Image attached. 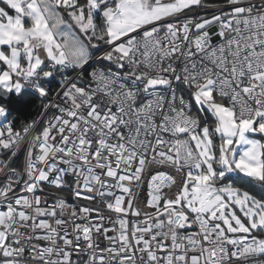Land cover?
Returning a JSON list of instances; mask_svg holds the SVG:
<instances>
[{
	"label": "snow or ice",
	"instance_id": "snow-or-ice-1",
	"mask_svg": "<svg viewBox=\"0 0 264 264\" xmlns=\"http://www.w3.org/2000/svg\"><path fill=\"white\" fill-rule=\"evenodd\" d=\"M0 264H264V0H0Z\"/></svg>",
	"mask_w": 264,
	"mask_h": 264
},
{
	"label": "built area",
	"instance_id": "built-area-1",
	"mask_svg": "<svg viewBox=\"0 0 264 264\" xmlns=\"http://www.w3.org/2000/svg\"><path fill=\"white\" fill-rule=\"evenodd\" d=\"M72 203L77 204V203H83L82 201H72Z\"/></svg>",
	"mask_w": 264,
	"mask_h": 264
}]
</instances>
